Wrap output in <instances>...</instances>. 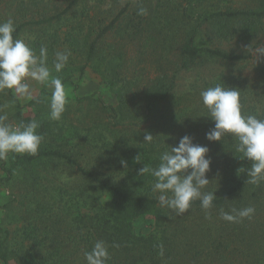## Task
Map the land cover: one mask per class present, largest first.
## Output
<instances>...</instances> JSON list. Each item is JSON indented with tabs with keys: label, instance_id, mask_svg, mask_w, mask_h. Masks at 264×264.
<instances>
[{
	"label": "trees",
	"instance_id": "trees-1",
	"mask_svg": "<svg viewBox=\"0 0 264 264\" xmlns=\"http://www.w3.org/2000/svg\"><path fill=\"white\" fill-rule=\"evenodd\" d=\"M204 1L102 0L100 8H96L91 0H64L62 6L50 11L35 0L16 4L0 0V21L13 19L14 35L25 39L37 53L42 44L46 45L49 64L55 51L67 48L71 51L67 65L76 66L78 60L83 62L79 67L80 78L92 67L102 84L122 90L124 94L116 93L118 108L98 98L105 109L114 113L110 119H118V122L112 121L113 127L126 125L123 123L134 117L141 118L143 125L159 118L164 120L166 138L173 122L174 125L178 122L176 114L166 118L163 112L166 104L180 107V102L173 98L178 74L191 70L205 59L242 61L252 57L198 45L200 30L211 26L216 40L222 41L237 35L252 40L256 29L264 30V0H260V10L248 5L236 10L198 14L196 11ZM141 6L148 9V15H137ZM187 26L191 32L185 31L179 36L180 27ZM133 46L138 47L134 63L128 56V48ZM138 65L140 69H136ZM149 68L156 70L155 77L147 76ZM136 75L144 76V88L133 87L139 83V79L131 80ZM7 92L13 100L14 94L10 90ZM130 95L132 100L141 102L143 113L139 116L138 109L132 110L137 103L132 102ZM95 97L96 94H92L78 101ZM204 120V116L198 115L195 126L189 123L190 118L173 125L175 134L165 139L164 149L176 145L185 134L191 135L194 143L209 147L212 164L206 176L210 183L204 191L215 192L217 197L209 209L217 212L211 213L212 222L222 221L217 228L199 225L194 220L186 221L174 211L161 208L156 194L151 191L154 182L151 175L144 183L133 182L139 191L129 193L125 190L126 182L123 187L111 185L108 180L86 170L65 151L44 148L34 156L10 153V160H0L4 175L0 181L5 186L14 185L17 173L26 170L24 178L36 194L41 178L35 177L32 169L50 161L63 162L87 181L98 184L111 196V204L110 207L98 205V198L87 189L71 192L74 198L61 189H55L48 200L37 193L35 198L29 199L31 216H39L44 223L48 221L46 229L30 224L27 228L18 226L14 232L0 230V261L3 264H86L84 252L90 251L95 241L104 240L110 253L107 264H264V181L255 185L247 182L251 162L238 158L240 153L235 152V141L230 136L208 145L205 133L210 126ZM128 124L134 125L133 122ZM106 154L108 159L113 158L111 151ZM146 155L144 151L143 165L156 167ZM240 167L245 171L237 172ZM131 182L129 179L128 183ZM247 206L255 208L251 219L229 223L221 218L222 210L231 212L233 208ZM202 212L200 201L195 200L186 213L198 217ZM143 216H152L155 220L152 231L145 236L137 235L133 229L134 222ZM17 232L23 237L10 238ZM161 249L163 255H160Z\"/></svg>",
	"mask_w": 264,
	"mask_h": 264
},
{
	"label": "rangeland",
	"instance_id": "rangeland-1",
	"mask_svg": "<svg viewBox=\"0 0 264 264\" xmlns=\"http://www.w3.org/2000/svg\"><path fill=\"white\" fill-rule=\"evenodd\" d=\"M19 1L24 0H10V4H16ZM35 1L50 11H53L51 10L53 7L62 6L64 2V0ZM101 1L91 0V3L94 7L100 8L103 3ZM134 1L136 2L137 0ZM8 6L10 8L14 7V5ZM246 6L257 10L262 7L260 0H205L196 12L205 14V12L218 10H236ZM188 28V26L185 29L180 27L179 36L185 31L187 34L191 32L192 29ZM256 30V35H254L252 40H247V38L237 35L230 40L222 41L216 40L211 26L203 27L197 37L198 45L212 49L219 48L228 54H243L251 55L252 57L242 61L205 59L203 63L197 64L191 70L182 71L178 74L176 88L173 93V98L180 102V107L176 104L172 106L164 105L163 112L166 118H171L176 114L178 122L175 125L190 118L191 121L189 123L195 126L198 124V121H196L197 116L202 115L206 125L212 128L214 122L207 117L208 112L202 104L200 92L217 83L225 87L238 88L241 93L243 110L250 114L260 113L261 116H264V58L256 62L251 52L247 51L248 46L255 48L264 45V30ZM137 50V46L128 48L129 58L134 59L132 63L137 61ZM77 63L76 66L67 65L61 73H54L59 75L62 80H67L64 85L69 103L61 119H50L48 97L51 95V90L39 86L35 82L31 83L36 90L34 94L39 102L37 100L18 101L14 106L10 105L5 111L8 112L10 121L28 120L27 122H29L35 119L39 123L40 127L37 132L42 134L44 138L40 149L49 148L65 151L75 157L86 170L108 180L107 182L111 185L123 187L122 184L126 182L125 190L129 193H135L139 191V188L135 187L134 183H144L150 177V174L147 173L143 176L139 175V170L144 166V151L148 154L146 158H149L150 162H154L157 166L159 155L164 150L165 139L175 134L174 122L171 125V129L167 132L166 138L164 137L162 125L164 120L159 118L147 125H143L141 124V118L134 117L131 121H125L128 123L133 122L134 125L123 123L126 125L113 127L112 121L118 122V119H110V117H114V113L112 110L105 109L98 101V98L104 104L116 107L119 102L117 94H124L123 91L116 90L117 87L111 88L102 84V79L93 72L92 67L88 69L83 78H80L79 67L83 62L78 60ZM96 64H100V62H96ZM49 65L51 66V64ZM151 67L153 68L154 66L151 65ZM140 68L141 66L138 65L136 69ZM152 68H149L148 77L157 75L156 70ZM139 75L134 78L131 77V80L139 79V83L133 85L134 88L136 86L144 88V76L140 77ZM69 78H71L70 82L68 81ZM92 94H96L93 100L78 101V98ZM8 95L7 90L0 92V105L12 101ZM128 97L132 100L131 95ZM132 102L137 103V106L133 105L132 110L136 111L138 109V116L141 115L143 111L139 99L132 100ZM180 110L182 111L180 112ZM180 118L182 119L179 120ZM198 127L200 128V126ZM146 133H151L154 136V140L150 144L144 143ZM223 138L228 137L226 135ZM208 145H211V142L208 141ZM110 151L113 154L112 159H108L106 154V152ZM137 156H141L142 160L137 162L135 159ZM101 157L103 158L101 159ZM7 160H10V158H7ZM121 161H126L127 167H124ZM32 170L36 172L35 177L41 178L36 194L39 193V196L45 198V200L55 194V189L65 190L70 194L74 191H85L87 189L92 191L93 195L98 198V205L110 207L111 196L97 186L98 184H93L83 178L68 163L50 161L43 165L38 164ZM26 172V170H22L17 173L18 178L15 180L14 185L5 186L0 181V230L14 232L16 227L27 228L30 224L36 225L41 230L46 229L48 221L44 223L39 216H31L32 208H30L31 200L29 201V199L35 198L36 194L31 191L27 183L28 180L24 178ZM3 177L4 175L0 168V179ZM129 179L132 180L131 183H128ZM69 197L74 198L75 196L71 194ZM95 201L96 198L93 199V202ZM6 205L9 206L7 207ZM211 213L217 212L203 210L198 217L195 215L191 216L189 213H184L181 216L186 221L191 222L194 220L199 225L204 224L208 228H217V225L222 221L212 222ZM46 216L48 215L46 214ZM154 225L155 220L152 216H143L134 222L133 229L137 235L145 236L152 231ZM40 234L42 236V233ZM21 237H23L21 232L10 235V238L15 239ZM0 264H3V262L0 261Z\"/></svg>",
	"mask_w": 264,
	"mask_h": 264
},
{
	"label": "clouds",
	"instance_id": "clouds-1",
	"mask_svg": "<svg viewBox=\"0 0 264 264\" xmlns=\"http://www.w3.org/2000/svg\"><path fill=\"white\" fill-rule=\"evenodd\" d=\"M137 15H148L146 7H139ZM16 24L13 19L0 21V92L10 90L13 100L0 105V160H7L10 153L34 156L38 153L43 135L37 132L39 123L33 119L10 121L8 112L10 105L17 101L28 102L39 100L35 96V88L31 82L51 90L48 97L49 117L61 119L69 103L64 82L59 75L69 62L71 51L67 48L54 53L51 66L48 63V48L41 45L39 52L32 48L23 38H17ZM247 51L255 57L256 62L264 58V45ZM203 106L207 109V117L214 126L205 133L209 142L221 141L226 135L234 141L235 152L240 153V160L251 162L247 169L248 183L258 184L264 181V116L260 113L250 114L243 110L241 93L238 88L225 87L222 84L209 86L200 92ZM154 136L146 133L144 143H152ZM168 145V144H167ZM207 145L194 143L191 135L180 137L176 145H168L159 155L156 167L145 164L139 175L150 174L154 178L151 191L161 208H168L177 215L188 212L193 201L199 200L203 210L213 207L217 198L215 192L204 191L210 180L206 174L210 171L212 158ZM139 162L141 156H137ZM127 167L126 161H121ZM245 171L240 167L237 172ZM255 208L247 206L233 208L231 212L221 211V218L229 223H239L243 219H251ZM118 246V245H113ZM160 255H163L161 249ZM86 264H107L110 259L109 246L104 240H97L90 251L84 252Z\"/></svg>",
	"mask_w": 264,
	"mask_h": 264
}]
</instances>
